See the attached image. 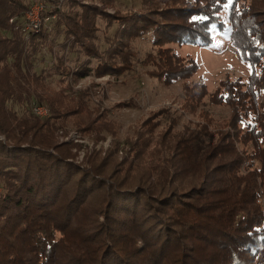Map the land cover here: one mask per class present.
Returning a JSON list of instances; mask_svg holds the SVG:
<instances>
[{"label":"trees","instance_id":"trees-1","mask_svg":"<svg viewBox=\"0 0 264 264\" xmlns=\"http://www.w3.org/2000/svg\"><path fill=\"white\" fill-rule=\"evenodd\" d=\"M34 1L0 0V264H255L264 256V0L230 34L250 74L226 75L214 90L173 44L238 31L231 9L247 0H139L125 11L117 0H40L50 17L27 38ZM138 38L150 45L134 61ZM137 62L160 83H182L180 106L161 109L164 135H146L148 117L123 159L112 155L118 145L79 161V144L56 139L99 120V82L77 85ZM207 101L230 113L215 116Z\"/></svg>","mask_w":264,"mask_h":264},{"label":"rangeland","instance_id":"rangeland-1","mask_svg":"<svg viewBox=\"0 0 264 264\" xmlns=\"http://www.w3.org/2000/svg\"><path fill=\"white\" fill-rule=\"evenodd\" d=\"M117 2L124 11L129 9V7L134 8L139 5V0H117ZM247 2L251 4H248L250 6L248 8L245 6L242 10L231 9L234 23H230L229 26L239 25L238 31L230 32V28L225 32L221 31L215 34L212 43L208 45L197 43L173 44L180 53L190 54L199 61L200 70L196 76L206 82L210 90H214L219 80L226 75H240L246 79L250 74L251 65L242 59L241 52L231 40L230 35L233 33L236 34L235 36H240L241 33L237 32L243 31L244 23L247 21L250 11L259 8L262 4V0H247ZM113 10L114 8L110 9V12L113 13ZM223 13L228 18V11L224 10ZM104 24L103 19L97 20V26L100 27L99 32H103ZM147 40L145 38L136 39L134 48L138 53L134 61L142 56L143 51L150 45ZM148 72L146 64L137 62L133 68L128 69L123 75L107 74L101 77L88 75L81 79L77 85L78 88L80 86H95L99 82L96 87L97 92H94L95 95L92 94V96L94 95L95 105L99 109L91 115L92 118H98L99 120L94 129L84 131V129L77 130L71 127L68 131L59 130L56 139L79 144V147H73L72 149L73 152L77 153L76 158L79 161H84L88 157L104 156L109 149L111 151L115 150L119 145L122 150L112 154L117 158V160L114 159L116 160L115 162H118L123 159L125 149L136 141L138 131L145 124L144 120L148 117L151 121L149 125H145L152 131H149L146 135L149 137L153 136V138L162 137L167 124L171 120L168 117L165 119V116L161 115V109L169 108L168 106H180L183 93L182 83L181 81H176L170 84H163L160 83L157 77L151 76ZM127 100L134 101L136 104L129 106L119 103ZM35 106H43L46 108L45 112L38 113L34 110ZM206 107L217 117L230 113V107L226 104H214L207 101ZM31 111L39 118L48 117L50 114V109L46 102H33ZM154 120L160 121L155 122ZM182 120L183 117L178 121L177 129L180 128ZM150 125H153V127ZM255 264H264V256H260Z\"/></svg>","mask_w":264,"mask_h":264},{"label":"built area","instance_id":"built-area-1","mask_svg":"<svg viewBox=\"0 0 264 264\" xmlns=\"http://www.w3.org/2000/svg\"><path fill=\"white\" fill-rule=\"evenodd\" d=\"M46 9L44 2L35 0L24 14L23 31L28 38L32 30H38L45 20L49 19V15H43V11ZM13 18L10 19L12 21ZM45 109L43 106H35L34 110L38 113H44Z\"/></svg>","mask_w":264,"mask_h":264}]
</instances>
